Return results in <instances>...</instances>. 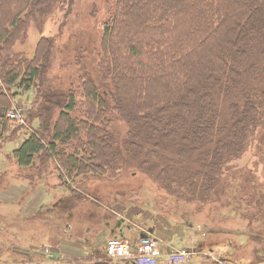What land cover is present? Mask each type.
<instances>
[{
	"label": "trees",
	"instance_id": "16d2710c",
	"mask_svg": "<svg viewBox=\"0 0 264 264\" xmlns=\"http://www.w3.org/2000/svg\"><path fill=\"white\" fill-rule=\"evenodd\" d=\"M72 3L0 0V117L17 94L10 89L44 83L53 48L42 37L28 58L13 51L15 43L30 21ZM111 8L96 50L105 87L86 71L80 100L41 86L37 127L13 158L38 172L52 165L83 191L126 168L178 202H217L225 165L255 143L264 146V0H112ZM101 117L126 123L121 147L101 129Z\"/></svg>",
	"mask_w": 264,
	"mask_h": 264
},
{
	"label": "rangeland",
	"instance_id": "374dc122",
	"mask_svg": "<svg viewBox=\"0 0 264 264\" xmlns=\"http://www.w3.org/2000/svg\"><path fill=\"white\" fill-rule=\"evenodd\" d=\"M111 7L112 0H73L68 11H53L47 18L29 22L24 40L15 43L13 51L31 58L40 38L53 41L41 90L50 85L53 92H73L80 100V79L86 78V71L102 91L106 84L99 80L96 50ZM40 88L8 92L17 94L10 96L3 112L20 110L23 124L0 118V264H40L55 259L51 252L63 250L71 256L82 250L83 239L99 243L118 238L107 234L105 223H116L119 211L125 217L123 231L129 229L136 237L148 231L173 248L195 249L201 243L199 254L204 257L196 256L197 263L216 264L214 260L224 258L229 264H264V146L255 143L225 165L217 202H178L148 176L134 175L126 168L115 180L90 181L87 193L71 186L52 165L40 173L19 167L12 156L26 131L37 127L34 116ZM109 120L101 117L99 125L121 147L128 126L122 120L109 125ZM179 232L182 235L175 237ZM43 250L49 255L41 260L36 254Z\"/></svg>",
	"mask_w": 264,
	"mask_h": 264
},
{
	"label": "built area",
	"instance_id": "2783aa9c",
	"mask_svg": "<svg viewBox=\"0 0 264 264\" xmlns=\"http://www.w3.org/2000/svg\"><path fill=\"white\" fill-rule=\"evenodd\" d=\"M0 118L15 124H23L18 109L6 111ZM141 234L145 236L141 237ZM105 255L109 260L126 261L132 264H160L163 260L166 264H190L189 251L169 247L147 231L139 234L135 248L121 237L109 239L105 245ZM40 264H74V262L56 261L49 258Z\"/></svg>",
	"mask_w": 264,
	"mask_h": 264
},
{
	"label": "crops",
	"instance_id": "0c3cea01",
	"mask_svg": "<svg viewBox=\"0 0 264 264\" xmlns=\"http://www.w3.org/2000/svg\"><path fill=\"white\" fill-rule=\"evenodd\" d=\"M123 218H125V217H123ZM122 222H123V219H122ZM116 223H117V221H116ZM116 223L115 222L113 224L105 223V227L108 228L107 229L108 230L107 234L112 235L114 237H117V235H118L119 237H121V238L125 239L126 241H128L131 247L135 248V246H136V244L138 242V236H139L140 233H138V236L136 237L135 235H133V233H132L133 231H131L129 229H126L125 231H123L125 228H123L122 223H121V225H119V224L117 225ZM180 227L183 228L182 226H180ZM173 228H175V227H173ZM153 229H154V227H153ZM154 230H153V232H154ZM210 233H212V232H210ZM131 234H132V236H131ZM187 234H188V232L186 233V235ZM172 235H174V234H172ZM181 235H182V232H179V234L175 235V237H179ZM104 240L105 239H103L102 242H99V243H95V242L94 243H90L88 240H86L88 242L87 243L88 246H82V250L74 251V253H72L71 256H68L69 254L66 255L67 251L60 250V253H54L55 254V258H58V259H61V260L64 259V258L65 259L66 258H71V260H75V259L76 260H80L81 259L80 261H82V262H80L79 264H132V263H129V262H126V261H111V260L107 259L106 255H105L106 242ZM103 242H105V244L104 245H100ZM190 242H194L195 244L194 243H192V244L196 245L195 240H191ZM200 244L201 243H199V245H197V247L195 249H188L186 245L185 246H179V247H177V249H186L187 251H189V253H190V255H189L190 264H195V263H197V262H195L196 256H198V258L203 260V258L201 257L203 255L200 256V254H199L200 253V249L202 247V245H200ZM207 248H209V247H207ZM47 253H49V251L48 252L44 251L40 256H36V257H40L41 260H42L47 255H49ZM29 255H31V254H29ZM51 257H53V256H51ZM215 261L216 260H214V262ZM229 263H231V262H227V260L225 261V264H229ZM160 264H166V262L163 260ZM197 264H201V263H197Z\"/></svg>",
	"mask_w": 264,
	"mask_h": 264
},
{
	"label": "water",
	"instance_id": "95a60500",
	"mask_svg": "<svg viewBox=\"0 0 264 264\" xmlns=\"http://www.w3.org/2000/svg\"><path fill=\"white\" fill-rule=\"evenodd\" d=\"M121 222H122V219H121V220H118V221H117V225H118V224L120 225ZM140 236H141V237H144L145 235L141 234Z\"/></svg>",
	"mask_w": 264,
	"mask_h": 264
}]
</instances>
